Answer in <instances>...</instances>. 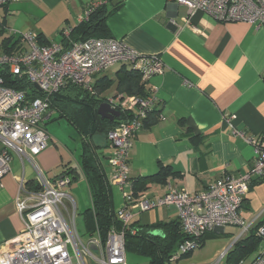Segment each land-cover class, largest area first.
<instances>
[{"label":"crops","instance_id":"1","mask_svg":"<svg viewBox=\"0 0 264 264\" xmlns=\"http://www.w3.org/2000/svg\"><path fill=\"white\" fill-rule=\"evenodd\" d=\"M94 4L108 9L120 4L107 20L111 37L140 54L145 65L158 57L164 67L163 73L146 70V87L155 101L129 153V190L135 179L155 177L162 168L169 172L166 182L153 181L140 197L157 201L171 187L196 194L225 176L246 174L254 161V148L235 135L233 128L248 136L264 134V28L247 22L222 23L202 11L190 13L171 0H12L0 7V21L5 20L7 34L35 33L38 45L56 43L50 40L55 33L63 43V30L81 24ZM120 66L99 74L97 80L116 81ZM116 67L115 75L109 76ZM111 89L112 93L102 97L117 96L115 85ZM55 112L51 110L44 122ZM229 117L234 118L233 128L226 122ZM94 140L102 148L99 154L111 182L109 158L114 148L103 135ZM36 163L50 179L71 175L70 187L76 179L87 184L82 159L74 166L66 164L58 148L41 153ZM60 168V174L51 176ZM22 178L28 192L38 189L32 166L12 153L11 172L0 180V246L24 227L16 209ZM112 193L118 212L126 203L119 188L112 185ZM130 211L131 224L137 226L179 220L176 206Z\"/></svg>","mask_w":264,"mask_h":264},{"label":"built area","instance_id":"2","mask_svg":"<svg viewBox=\"0 0 264 264\" xmlns=\"http://www.w3.org/2000/svg\"><path fill=\"white\" fill-rule=\"evenodd\" d=\"M189 12L202 11L217 21L247 22L264 28V0H171ZM12 0H0V7ZM94 4L84 21L100 7ZM68 42L71 30H63ZM21 48L12 54L0 52V180L11 172L12 153L30 164L36 175L38 189L28 192L24 178L20 179L16 209L23 221L22 232L0 246V264H128L125 235L133 215L130 208L147 212L159 207L176 206L185 240L170 259L171 264L200 248V239L213 230L229 226H244L241 212L253 182L264 178V134L248 136L233 128V117L226 118L234 134L254 148V161L249 171L239 177L225 176L205 191L190 194L186 190L170 188L157 201L145 196L134 198L129 178V153L134 138L142 128L154 105L155 98L118 95L106 101L113 109L132 117L117 120L108 133L114 148L109 165L113 169L111 184L120 189L125 207L116 212L122 230H111L106 242L98 233L85 242L77 229L78 207L68 192L72 179L68 175L48 179L36 163V158L51 141L42 126L50 112V99L67 84L76 85L95 94L97 76L117 64H130L149 73H163L158 57L145 65L140 54L124 42L114 38H90L85 41L38 45L32 33L21 35ZM36 84L43 97L29 100L25 92L4 85L3 72ZM264 221V210L243 228L236 241L245 236L257 223ZM136 231L133 230L134 234ZM264 241V223L257 229ZM235 241V242H236ZM227 250L217 264L227 257ZM239 264H245L241 261ZM250 264H264V249Z\"/></svg>","mask_w":264,"mask_h":264},{"label":"trees","instance_id":"3","mask_svg":"<svg viewBox=\"0 0 264 264\" xmlns=\"http://www.w3.org/2000/svg\"><path fill=\"white\" fill-rule=\"evenodd\" d=\"M120 7V4H115L113 9H108L104 5L98 7L87 20L71 30L70 40L68 42L63 41L65 46L67 47L70 42L85 41L90 38H112L107 20ZM21 45V38L17 37L14 32L7 34L5 20L0 21V52L12 54L20 49ZM145 75L146 72L143 69H138L130 64H121L116 73V81L107 78L97 80L95 94H90L76 85L67 84L50 99V111L54 109L57 113H60L61 117L67 118L81 134L83 144L82 173L91 197V207L83 213L85 233L88 237L98 233L103 242H106L111 230H122L123 224L117 218L115 212L112 184L107 178L99 154V150L102 148H99L100 146L94 140L99 135L105 136L108 140V133L118 122L101 119L97 111L99 106L107 101L102 95L114 85L117 96L147 98L150 93L144 80ZM2 76L6 87L25 92L29 100L43 97L27 79L12 76L6 71L2 73ZM131 117L130 114L122 113L120 120ZM150 117L151 112L145 121L149 120ZM168 175L167 169L162 168L155 177L135 179L132 182L133 197L139 198L140 194L146 191L153 181L165 183ZM260 183H264V178L256 179L250 189ZM263 223L264 221L260 220L249 233L233 244L227 254L225 264H239L259 250L262 240L256 233ZM133 230L136 231L134 234L132 233ZM154 232L160 233L155 235ZM207 235L208 233L200 239V247L204 244ZM184 240L185 235L182 232L179 220L154 226H137L135 223L126 229V252L127 254L133 253L146 258L148 260L147 264H171L170 259L176 254L179 245Z\"/></svg>","mask_w":264,"mask_h":264},{"label":"rangeland","instance_id":"4","mask_svg":"<svg viewBox=\"0 0 264 264\" xmlns=\"http://www.w3.org/2000/svg\"><path fill=\"white\" fill-rule=\"evenodd\" d=\"M27 33L36 35L33 32H17L16 36L21 37L22 34ZM50 37L52 42L59 43L60 35L58 33H55ZM116 69H118V67L111 70L109 72V76H113ZM113 91L114 90L111 89L109 90V93L105 92V97ZM52 114L54 115L50 121L42 123V126L46 129L51 138L47 149L58 148L64 158V162L74 166L80 163L82 159L83 144L81 134L67 118L61 117L60 113L55 112ZM61 171H63V168L55 170L51 176L57 175L56 173L60 174ZM43 173L45 174L44 171ZM68 192L73 196L77 203V229L81 238L86 242L88 240V236L85 233L83 213L91 206L87 184L84 180L81 181V179H76L74 180L72 186L68 188ZM248 199L251 207H249V201H246L241 212L242 219L244 220L243 227L229 226L222 232L212 231L205 237L204 244L200 248L196 249L191 255L184 257L179 262L174 264H217L223 254L232 248L233 244L242 233L243 228L248 226L264 210V183L255 185L254 189L251 190ZM263 249L264 241L261 242L257 252L252 253L244 260L245 264H250ZM127 257L128 263L130 264H147V259L142 256L129 253L127 254ZM225 263L226 258L221 262V264Z\"/></svg>","mask_w":264,"mask_h":264},{"label":"water","instance_id":"5","mask_svg":"<svg viewBox=\"0 0 264 264\" xmlns=\"http://www.w3.org/2000/svg\"><path fill=\"white\" fill-rule=\"evenodd\" d=\"M34 88L39 91V87L35 84ZM98 115L103 120H108L110 122H115L121 119V113L115 109H113L108 103H103L98 108ZM160 233V232H159ZM158 232H154L155 235L159 234Z\"/></svg>","mask_w":264,"mask_h":264}]
</instances>
